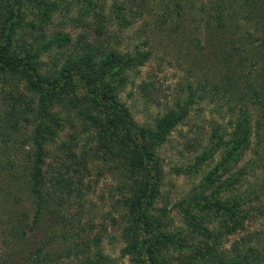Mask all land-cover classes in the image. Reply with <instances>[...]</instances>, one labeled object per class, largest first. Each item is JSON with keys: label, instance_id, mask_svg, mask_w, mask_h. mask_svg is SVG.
<instances>
[{"label": "trees", "instance_id": "16d2710c", "mask_svg": "<svg viewBox=\"0 0 264 264\" xmlns=\"http://www.w3.org/2000/svg\"><path fill=\"white\" fill-rule=\"evenodd\" d=\"M110 1L106 14L109 0H0V85L13 90L0 113V264H263L259 236L227 244L246 231L251 206L264 199V0H159L157 30L179 34L195 60L186 71L191 81L145 126L121 93L153 48L147 42L124 51L106 33L114 21L128 28L138 15L145 19L150 0ZM64 10L78 12L85 27L98 19L105 39L76 41L61 20L57 29ZM139 87L149 96L153 83ZM205 102L233 119L215 128L197 159L199 168L221 158L181 207L177 226L157 207L161 150ZM226 174L232 176L223 180ZM109 176L122 180L111 224L121 230L118 258L107 253L106 219L85 214Z\"/></svg>", "mask_w": 264, "mask_h": 264}, {"label": "rangeland", "instance_id": "374dc122", "mask_svg": "<svg viewBox=\"0 0 264 264\" xmlns=\"http://www.w3.org/2000/svg\"><path fill=\"white\" fill-rule=\"evenodd\" d=\"M68 1L74 2V0ZM94 1L96 2V0ZM149 2V12H146L145 19L139 18L138 15L137 19L132 20L133 25L128 28H122L120 24L114 21L106 33V38L112 39L113 44L118 45L124 51L133 50L136 46H144L146 49L145 43L147 42L150 43L148 46L153 48L152 60L146 64L141 73L133 77L132 80L135 82L133 81L127 90L121 93L122 102L130 109L136 122L141 126L152 123L168 106L172 105L175 96L178 95V92H181L179 85H187L188 79V82L191 81L186 71L194 65L195 60V58L188 56L187 48L189 45L185 39L181 40L179 34L157 30L155 17L156 13L158 15L161 13L162 5L159 0H150ZM112 5L113 2L109 0L106 4V14L110 12ZM198 5L196 7H199ZM84 7H86L85 4ZM77 19H82L78 12L74 11L72 14H68L64 10L63 14L56 20V27L60 29L59 22L60 20L63 21L66 24V31L72 34L76 41L80 39L81 35H84L85 39H90L91 41L105 39L104 37L101 38L97 31V23H100L98 19H95L97 23L88 21L86 23L88 26L86 27L82 24L78 25ZM146 19L150 23V27L147 30L144 27ZM48 61L49 65L53 62ZM192 81L195 82L194 79ZM144 82L153 83V90H151L152 93L149 96L139 87ZM12 91L11 88L8 89L0 85V113H4L10 105L8 97ZM232 119L226 111L219 110L209 102L199 104L193 108L189 119L184 125L176 129L170 142L161 150L165 179L162 186L160 204L157 207L171 213L175 225H180L182 221L181 210L183 206H187L195 193L201 191V183L212 172H215L221 160L220 155H216V157L211 158L197 168V159L203 156V152L205 151L203 148L208 145V139L212 136L215 128L218 125H224L225 127L230 125ZM16 151L17 149L13 151L14 154ZM251 157L249 155L235 169L234 173L240 171L244 162L249 161ZM220 174L222 172L216 173L219 176ZM231 176L230 174L223 175V180H228ZM121 181L119 176L115 180L111 176L103 180L100 186L94 188V193L91 196V201L87 205L85 213L86 219L93 218L98 223L106 219L107 224L110 226L105 244L107 253L112 254L116 258L120 257V251L124 246L120 228L111 226L113 224V213L116 217L117 214L115 212L118 210L119 201L122 198L120 193L122 187ZM261 182L262 177L255 184L260 185ZM245 190L246 186H243L241 189L242 195ZM210 193L207 192L206 194L210 195ZM250 211L251 218L246 223V231L242 232V235L239 234L232 237L228 241V247L236 242H241V238L247 233L251 235L254 242H256L257 236L260 237L261 241H264V199L261 202H255L251 206ZM5 219V210L0 205V226L4 223ZM1 246L0 254L3 253ZM121 263L131 264L129 259H124ZM62 264H79V262L65 261Z\"/></svg>", "mask_w": 264, "mask_h": 264}]
</instances>
